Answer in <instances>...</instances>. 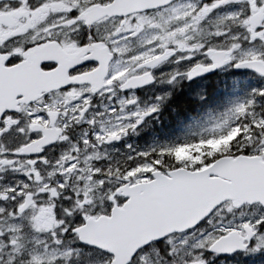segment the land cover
Segmentation results:
<instances>
[{
    "label": "snow or ice",
    "instance_id": "6c2138e0",
    "mask_svg": "<svg viewBox=\"0 0 264 264\" xmlns=\"http://www.w3.org/2000/svg\"><path fill=\"white\" fill-rule=\"evenodd\" d=\"M169 2L170 0H164L159 7H166ZM54 3L56 0H0V30L12 32L0 41V63L4 68H17L24 60V53L53 40L57 44L62 39L74 40L81 49L89 44L103 42L96 25L87 21L84 14V9L91 7L95 0H63L62 10L48 12L49 17L55 16L61 23L46 27L39 33V38H36V29L31 27L27 31H15L19 24L26 22L22 13H38L40 19H44L42 9H48ZM231 4L240 7L222 16L218 23L230 22L240 31L230 33L218 30L215 33L216 39L219 41L230 36V43L217 47L216 51H212L213 46L209 44L199 46V51L173 53L168 60L173 57H177V63L190 60L192 66L186 72L171 73L170 83L181 75L190 79L208 71V67L197 62L200 60L210 64L212 68L234 62L236 67L254 69L264 75V0H209L198 11H194L190 19L194 23L203 21L219 8ZM144 11L150 13L152 9ZM126 15L131 16V12ZM134 19L133 17V21ZM5 20H15L17 23H5ZM118 36L131 38V32H121ZM91 52L92 49L86 50L84 55L89 58L73 65L69 73L81 75L82 70L99 66L100 61L90 58ZM93 60L97 62L95 66L91 64ZM57 67V62L52 60H43L40 64V68L46 72ZM105 79L107 83L101 94L114 97L113 90L123 82L112 74ZM153 79L152 74L150 81ZM75 86L65 84L60 91L67 93ZM132 88L124 85L120 90ZM257 94L264 97V89ZM93 97L95 96L85 92L78 100L68 104L59 116L54 106L51 111L47 110L51 99L48 93L44 94L42 102L29 101L26 107L22 106V110L16 107H4L0 110V174H19L22 177L15 182H6L4 176L0 175V219L9 213V219H18L21 210L27 211L25 204L28 200H35L37 205L50 202L55 205L53 211L60 221L50 233L52 244L62 247L65 238H70L74 243L89 246V264L93 252L104 258L102 264H123L118 251L83 239L81 232L90 216L98 213L110 216L125 206L131 207L129 201L132 197L125 194V186L134 185L138 181L150 184L157 179V175L162 174L169 177L175 185L199 188L215 196L221 188L226 187L221 181L232 179L241 169L258 168L261 186L264 187V164L260 163L264 161V115L255 114V100L237 105L231 116L218 126L223 129L222 135L233 136L226 152L205 154L200 161L192 163L187 160L177 161L172 155L174 151H182L183 148L168 147L137 153L104 167L91 163L92 160L100 161L102 156L94 150V146L105 141H118L121 133L127 134V130H135L145 117L157 111V107L152 106L146 111L127 110L124 119L130 123L102 127L105 135H81L78 141H74L71 133L82 122L86 121L89 125L93 123L88 119L93 107ZM16 99L22 100L23 93L18 94ZM135 104L136 99L133 97L121 101L120 105L110 108V111L119 118L121 111L125 112V105ZM33 107L40 110L33 111ZM36 120L58 125V138L43 143L45 133L32 126V122ZM207 142L212 141L201 140L189 146L193 156L200 155L197 150ZM64 144L69 145L68 150L61 151L55 162L51 161L49 152ZM85 153L88 155H84ZM225 157H231V160L225 161ZM254 157H260V161L254 160ZM163 184L164 187H171L167 181ZM146 196L147 193L144 196L138 194V199ZM82 251H54L55 259H50L49 264H72L73 259H78ZM238 251L264 253V196L236 201L219 199L206 210L193 209L191 222L187 227L140 245L132 252L127 264H153V256L156 258L155 264H208V253L216 257ZM4 264H15V258L8 254Z\"/></svg>",
    "mask_w": 264,
    "mask_h": 264
},
{
    "label": "flooded vegetation",
    "instance_id": "af4514ba",
    "mask_svg": "<svg viewBox=\"0 0 264 264\" xmlns=\"http://www.w3.org/2000/svg\"><path fill=\"white\" fill-rule=\"evenodd\" d=\"M163 2L164 0H110V2L109 0H95V3H92L91 7H86L84 9V14L87 16V21H91L96 25L99 30L98 35L103 38V42L99 44H89L84 49H81L74 40L68 41L62 39L59 44L53 40L47 45L31 49L29 52L24 53V60L17 68L7 69L0 63V110L4 107H16L22 110V106L26 107L29 101H35L37 103L42 102L44 94L48 93L51 99L47 110L51 111L52 106H54L57 116H59L68 104H71L73 100H78L85 92H89L90 95L95 96L92 98L93 107L88 117L93 123L89 125L86 121L82 122L81 125L71 133L73 140L78 141L81 135L91 136L93 134H99L102 133V127L107 128L116 125L118 119L126 113L127 110L131 107L143 105L144 101L149 98V104H156L157 111L145 117L135 130H127V134L121 133V139L108 145L113 146L116 144L117 149H120L122 152L118 154L115 161L114 154L111 153L109 156V163L107 165L105 163L100 164L109 166L116 161L126 159L137 153L168 148L170 147L171 139L174 137L186 136L185 129H188L187 127L184 128L181 133H178V130L161 131L169 128L170 124L173 123L174 120L176 121V116L186 117L187 115H191L190 111V113L187 111H182L180 113L179 109L175 110L174 107L181 108L185 104L193 106L194 104H199L202 99H205L202 97V92L216 88H224L227 90H251L254 92L253 96H255V99L258 100L261 96L257 93L260 89H264V79L254 69L244 70L241 67H236L234 62L220 65V68L213 75L197 79H189L181 75L171 83L169 82L171 73L176 71L183 73L192 66L190 60H181L179 63L176 62L177 57L168 60V57L173 53L199 51V46L209 44L213 46L211 50L216 51L217 47L230 43V36L218 41L215 37V33L218 30L220 32L227 31L236 33L239 32L240 29L236 28L230 22L220 24L218 21L222 16L237 10L240 5L231 4L221 7L207 19L194 23L193 20L190 19L193 12L198 11L199 8H201L203 4L208 3L209 0H170L166 7L160 8L159 5ZM62 4L63 0H56V3L50 6V8L42 9L44 12V19H40L38 13L31 15L27 12L22 13V15L26 17V22L24 24H19L15 31H27V29L31 27L36 29V38H39V33L43 32L46 27L61 23L55 16L49 17L48 12L62 10ZM145 9H152V11L146 13L144 11ZM128 12H131V16L126 15ZM133 17L135 18L134 21ZM4 22H10L12 24L17 23L15 20H5ZM37 25H40V27H37ZM65 27H67V25H65ZM121 32H131V38H120L118 34ZM10 34H12L11 31L0 30V41L6 39ZM57 35H60V33H57ZM113 37L116 38L113 39ZM147 41L153 44V56L144 61H139V63L128 62V57H135L143 51V47L148 50V47L145 45ZM88 49H92L90 58L100 61L99 66L92 67L91 70H82L81 75L70 74L69 69L73 65L80 63L85 58H89L84 55L85 51ZM109 58L111 59L107 66L108 75L112 74L123 82L113 90L114 97L101 94V90L107 83L106 79L101 82L97 79L98 82L96 83L81 82L82 80L79 79L80 76L98 71L101 65H104ZM152 59L157 60V65L154 69L147 66L148 61ZM43 60L55 61L58 67L50 72L43 71L40 68V64ZM197 62L201 63L202 66L210 67V64L205 63L203 60ZM96 63L97 62L94 60L91 61L93 66H95ZM125 69H130V71H127L124 76L119 77L118 73ZM53 74L64 75L66 82L63 81L62 83L51 85L50 78ZM147 74H150L151 77L152 74L154 76V83L151 86L141 89L120 90L131 77H140ZM65 84L76 86L71 88L69 92L63 93L60 90ZM165 91H169L171 94H164L161 98L160 95ZM20 93H23V99L18 101L16 96ZM133 97L136 99V104L131 106L125 105V112L121 111L119 118L111 113L110 108L118 106L121 101L132 99ZM32 110L39 111L40 109L38 107H33ZM64 114L67 113L64 112ZM170 116H172L173 119H170ZM193 118L194 113L191 121ZM119 121H121V124H119L120 126H124L129 122L127 119H121ZM32 126L43 131L45 135H56L59 127L51 122L41 123L39 120L33 121ZM154 129L155 133H152ZM221 133L222 131H214L207 133L208 136L206 137L220 139L216 140L217 143L225 138V141L230 143L228 139L232 137L222 135ZM142 136L144 137L139 140ZM151 137L154 143L158 145L151 146L153 144L150 141ZM190 137H201L200 139H203L205 136L195 135ZM107 142L108 141H105L103 144L107 145ZM128 143L133 145V147L130 148ZM68 148L69 145L64 144L50 151L48 154L49 159L55 162L56 156L59 155L61 151L68 150ZM84 155H88V153ZM91 163L93 165L98 164L97 161ZM5 174L6 173L0 175H3L5 178ZM10 178H12V175ZM19 179H22V177L16 174V176L9 179L8 182H15ZM35 208L39 207L36 201L33 200V204L25 213L22 215L18 213L19 218ZM90 217L97 218L95 216ZM14 221L15 220H10L9 223L6 224L7 229L10 228L9 225L14 223ZM44 227L48 230H53L57 227V223L55 219H52L50 222L45 223ZM25 231H28V228H25ZM14 234H17V232L10 230L7 231L5 236L0 235V247L2 249H0V261L4 260V258L7 259L8 254L14 257L15 254L12 253V249L15 245L10 243L11 236ZM7 243L8 245H6ZM157 246L160 247V245ZM8 250H11V253L8 252ZM252 261L258 262V260Z\"/></svg>",
    "mask_w": 264,
    "mask_h": 264
},
{
    "label": "water",
    "instance_id": "95a60500",
    "mask_svg": "<svg viewBox=\"0 0 264 264\" xmlns=\"http://www.w3.org/2000/svg\"><path fill=\"white\" fill-rule=\"evenodd\" d=\"M110 59L104 65L102 64L98 71L80 76L81 82L96 83L97 79L101 82L106 76ZM156 63L157 61L153 60L148 63V66L154 68ZM219 68L220 65L215 68L210 67L208 71L199 73L192 78L212 75ZM243 69L251 70L250 68ZM261 76L264 77V75ZM150 79V75L132 78L128 81L127 86L140 89L151 85L153 80L150 81ZM63 81L66 82L64 75H51V85ZM56 138L57 135L46 134L42 142L47 143ZM253 159L260 161V157ZM230 160L231 157H225V161ZM232 163H236V161H232ZM260 163L264 164V161H260ZM164 181H167L171 187H164ZM221 183L226 187L221 188L215 196L199 188L175 185L169 177H164L162 174L157 175V179L150 184L140 183L133 187L125 186V194L132 197L129 201L131 207L125 206L113 212L111 217L88 219V223L83 226L81 237L93 244L118 251L123 264H127L132 252L140 245L166 233L176 232L187 227L188 223L191 222L193 209L197 211L206 210L219 199L236 201L264 196V187L261 186L258 168L241 169L235 173L232 179L223 180ZM145 193H147L146 198L138 199V194L144 196ZM31 205L32 200H28L25 208L28 209ZM22 212L24 210L20 211V213ZM237 253L244 252L238 251L231 255Z\"/></svg>",
    "mask_w": 264,
    "mask_h": 264
},
{
    "label": "rangeland",
    "instance_id": "374dc122",
    "mask_svg": "<svg viewBox=\"0 0 264 264\" xmlns=\"http://www.w3.org/2000/svg\"><path fill=\"white\" fill-rule=\"evenodd\" d=\"M145 45L148 47V50L147 48L145 49L143 47V51L137 54L135 57H131V58L128 57V62L133 63L137 61H144L145 59L151 58L154 54L153 44L147 41ZM127 71H130V69L128 70L125 69L124 71L119 72L118 73L119 77L124 76ZM164 94H171V92L165 91L160 95L161 98ZM253 95L254 92L251 90H231L229 95L230 98H228L225 101V103L220 108V110L218 112L217 111L211 112L207 114L205 118L195 122V126L192 129L191 126L187 127L188 129H185L186 136H195V135L204 136V134L211 133L214 131L215 132L223 131V129H221L218 126L231 116L232 111L235 109L237 105L246 104L249 102V100H255V96ZM152 106L157 107L156 104L150 105L149 98H147L144 101L143 105L137 107H131L129 110L146 111L148 108ZM126 115L127 113H124L118 119L116 125L121 124V121L119 120L124 119ZM128 123H130V121ZM101 134L105 135L104 133ZM180 139L186 140L187 138L183 136ZM156 145L158 144L153 143L151 146H156ZM113 146H108L103 143L94 146V150L102 154L100 161H97L98 164L105 163L107 165L109 163L110 160L109 156L111 153L114 154V161L116 160L118 154L122 153L120 149H117L116 144ZM129 147L132 148L133 145L129 144ZM94 161L96 160H92L91 162ZM105 164L101 166L108 167ZM15 176L16 174H12V178H14ZM10 177L11 175L6 173L4 178L5 181L8 182L9 179H12ZM37 206L39 208L30 210L27 214L23 215V217H20L18 219H9L11 213H9V215L6 216L5 219L4 218L0 219L1 236L2 235L5 236L7 231L10 230H12L13 232H17V234L12 235L10 239V243L15 245L14 248L12 249V253L15 254L14 255L15 264H49L50 259L51 260L55 259L54 251L59 252L67 249L83 250L78 259L76 258L73 259L72 264H89V259H88L89 251L79 246V243H74L70 238H65L62 247L52 244V237L50 233H52L54 229L48 230L47 228L44 227V225L45 223L50 222L52 219H55L57 226L60 223V221H58L56 218V213L53 211L55 205L50 202H45L44 204H39ZM100 215L103 214L98 213L97 215H95V217H98ZM10 220H15V221L14 223L11 224L12 227L7 229L6 224L9 223ZM25 228H28V231H25ZM6 245H8V243ZM8 252L11 253V250H8ZM260 254L261 253L253 254L247 252L243 255L244 258H242V260L245 261L249 259V261H252L253 258H256ZM92 255L93 256L90 257L91 264H102V261L104 259L102 256L98 254H94V252L92 253ZM207 255L209 257L208 264H221V262L222 264H238V260H239L238 258H235L237 256L219 259L220 257L218 256L212 257V255L209 253ZM7 259L4 258V260L0 261V264H4V261H6ZM155 259H156L155 256H153L152 257L153 264H155Z\"/></svg>",
    "mask_w": 264,
    "mask_h": 264
},
{
    "label": "trees",
    "instance_id": "16d2710c",
    "mask_svg": "<svg viewBox=\"0 0 264 264\" xmlns=\"http://www.w3.org/2000/svg\"><path fill=\"white\" fill-rule=\"evenodd\" d=\"M230 91L228 90H224V89H216V90H210L207 94V100L205 102L200 103V105H188L185 104L184 106L180 107H174L175 110L179 109V112L181 113L182 111H187V112H193V110L199 109L201 110V112L207 111V110H216L218 109L225 101V98L229 95ZM258 113L260 115H264V111L261 105L258 106ZM189 112V113H190ZM189 115L186 116V118ZM177 118V124L176 126L173 127H177L179 124V116H176ZM183 118V117H182ZM170 119H173L172 116H170ZM181 148V147H178ZM228 150V147L226 148L225 151ZM206 154H215L213 152L210 153H206ZM176 159H178L177 161H184L185 158H189V157H193V151L191 148H184V150L182 151H174V154ZM256 258H260V261L262 262L264 260V253H262L261 255L257 256ZM242 262H245L244 260H241ZM245 264V263H243ZM249 264H253V263H249Z\"/></svg>",
    "mask_w": 264,
    "mask_h": 264
},
{
    "label": "bare ground",
    "instance_id": "6f19581e",
    "mask_svg": "<svg viewBox=\"0 0 264 264\" xmlns=\"http://www.w3.org/2000/svg\"><path fill=\"white\" fill-rule=\"evenodd\" d=\"M184 104V103H183Z\"/></svg>",
    "mask_w": 264,
    "mask_h": 264
}]
</instances>
